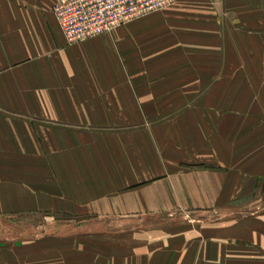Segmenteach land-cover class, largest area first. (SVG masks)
<instances>
[{"label":"rangeland","instance_id":"1","mask_svg":"<svg viewBox=\"0 0 264 264\" xmlns=\"http://www.w3.org/2000/svg\"><path fill=\"white\" fill-rule=\"evenodd\" d=\"M185 2L219 6V11L210 14L218 16L219 23L228 26L232 23V29L237 22H241L239 26H248L257 22L259 17L264 19L261 0H178L180 9ZM247 5L253 6L249 8ZM33 9L41 16L48 13L37 5ZM52 12L53 7L49 13ZM195 14L198 18V12L168 8L126 24L146 19L184 20ZM251 27L248 30L251 31ZM117 28L79 43L67 44V47L111 36ZM128 36H135V31ZM221 47L226 50L224 47L231 45ZM141 56L143 59L134 53L117 55L121 66L129 72L125 77L127 81L122 84L134 97L135 106H117V102H113L115 104L111 107L96 106L87 110L90 118L80 121L75 108H24L23 102L8 100L12 93L0 91V264H73L75 243L85 245L87 239H93L94 243L96 237L101 238L121 228L139 226L143 222L123 219L117 214L109 217L90 214L91 217L83 218L67 211L24 207V197H31L35 202L40 195H44L42 188L64 185L67 176L73 178L72 175H79L77 170L72 172L73 167L77 166L81 170L86 167L81 175L87 174L88 166L96 169L93 175L97 182L103 178L110 179V173L103 170V165L110 164L112 169L113 165L120 163L131 166L137 165L134 163L141 166L142 163L149 167L157 165L152 173L154 177L149 175L147 179L135 182H132V178L128 179L131 187L123 189L132 191L178 175L177 194L175 191L177 202L190 200L194 194L203 196L207 192L206 187H211L210 194L215 189L217 196L246 195L249 198L246 201H253V204L248 211L241 208L243 204H220L219 208L213 206L207 209L190 203H176V209L170 205V209L164 210L171 213V219L178 217L188 220L195 216L219 220L223 216L224 219L243 217L252 212L257 227L264 223V171L254 176L255 181H243L239 193L226 186L219 189V184L213 181L216 176L219 179V173L224 171L219 165V112L224 119H232L233 114L242 118L247 116L248 90L250 85H254L255 78L234 73L251 67V60L164 59L147 50ZM22 62L1 68L0 85L16 81L23 83V75H7L16 72ZM251 62L254 64V61ZM23 94V91L14 93L16 99ZM57 116L64 122L57 123V119H60ZM70 119L76 121L72 123ZM202 119H206L212 130H204ZM260 121L256 119V123ZM224 123L225 127H229L227 132H230L231 121ZM259 126L255 124L254 134L246 136L255 139L257 144L264 138V125L263 128ZM67 130L74 134L68 135ZM57 132L60 133L58 136ZM239 133L243 138V134ZM158 135L161 139H157ZM224 135L229 137L230 143L231 135ZM56 141H61L58 148L55 147ZM258 145L255 150L251 149V155L257 154L254 157L256 165L264 163V147ZM241 156V159L248 158ZM62 164V169L67 172L59 171ZM133 170L131 174H135ZM193 173L197 174L196 178L190 177ZM205 181H208L207 185ZM260 218H263L262 221ZM256 245L255 264H264V246L261 242Z\"/></svg>","mask_w":264,"mask_h":264},{"label":"crops","instance_id":"2","mask_svg":"<svg viewBox=\"0 0 264 264\" xmlns=\"http://www.w3.org/2000/svg\"><path fill=\"white\" fill-rule=\"evenodd\" d=\"M57 1L0 0V70L23 61L16 72H5L7 75H23V83L16 81L17 84L8 82L0 85V91L12 93L8 100L23 102L22 107L29 109L60 106L75 108L80 121L90 118L87 110L96 106L111 107L116 102L117 106H135L128 87L123 88L122 83L127 81L125 77L129 72L121 66L117 58L119 53H134L141 59L145 50L164 59H249L254 61V64L250 61L251 67L234 73L255 78L254 85H250L248 90L247 116L242 118L233 114L232 119H224L219 112V165L224 171L219 173V179L216 176L213 181L219 184V189L226 186L239 193L243 181H255L254 176L264 171V163L256 165L254 157L257 154L251 155V149L255 150L259 143V147H264V138L257 144L255 139L246 137L250 133L254 134L255 124L264 125V19L257 18V22H253L257 25L239 26L241 22H237L232 29V23L229 26L219 23V17L210 14L219 11V6L185 2L181 9L177 4L170 10L178 8L181 11L198 12V18L195 14L184 20H139L118 27L111 36L67 47L53 12L49 13ZM261 3L264 13V0ZM36 5L48 13L41 16L33 9ZM247 6L251 8L253 5ZM249 26H252L253 31L248 30ZM133 30L135 36H128ZM221 45L231 47H224V50ZM16 91H23L24 94L16 99ZM256 119L261 121L256 123ZM202 120L204 130H212L206 119ZM75 121L69 120L72 123ZM224 121L227 124L231 121L230 132H227L229 127L224 126ZM56 122L63 123L64 119H57ZM239 132L243 138H240ZM66 133L74 134L69 130ZM225 133L231 135L230 143ZM59 134L57 132L56 136ZM157 139L161 137L158 135ZM60 142L56 141V148ZM157 144L159 146V142ZM241 155L248 158L241 159ZM134 164L137 165L120 163L113 165L114 169L110 164L103 165V170L110 173V179L103 178L97 182L93 175L96 169L88 166L87 174L81 175L86 167L81 170L78 166H72V172L77 170L79 175L74 174L73 178L67 176L64 185L38 187L42 188L44 195H40L35 202L31 197H24V207L67 211L83 218L91 217L90 214L102 215L97 217L117 214L123 219L143 221L139 226L121 228L101 238L96 237L94 243L93 239H87L85 245L75 243L73 264H255L256 244L261 242L264 246V223L257 227L252 212L243 217L224 219L223 216L219 220L195 216L186 220L178 217L171 219V213L164 211L170 209V205L176 209V203H190L207 209L213 206L219 208L220 204H243L241 208L250 211L253 201H246L249 199L246 195L217 196L215 189L210 194L212 188L206 187L205 195L194 194L190 200L177 202L175 191L177 194L178 175L163 182L125 191L123 188L131 187L128 179L132 178V182H135L147 179L149 175L154 177L152 173L158 167ZM62 167L63 164L59 166V171L67 172ZM132 170L135 174L130 173ZM191 176L196 178L197 174ZM205 182L207 185L208 181Z\"/></svg>","mask_w":264,"mask_h":264},{"label":"built area","instance_id":"3","mask_svg":"<svg viewBox=\"0 0 264 264\" xmlns=\"http://www.w3.org/2000/svg\"><path fill=\"white\" fill-rule=\"evenodd\" d=\"M177 3L178 0H58L53 15L65 41L72 45Z\"/></svg>","mask_w":264,"mask_h":264}]
</instances>
